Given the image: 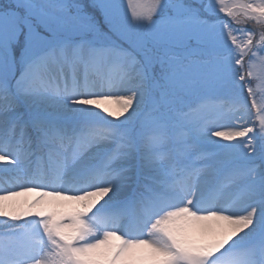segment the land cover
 Listing matches in <instances>:
<instances>
[{
	"label": "snow or ice",
	"instance_id": "6c2138e0",
	"mask_svg": "<svg viewBox=\"0 0 264 264\" xmlns=\"http://www.w3.org/2000/svg\"><path fill=\"white\" fill-rule=\"evenodd\" d=\"M0 264H264V0H0Z\"/></svg>",
	"mask_w": 264,
	"mask_h": 264
}]
</instances>
